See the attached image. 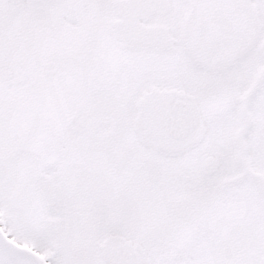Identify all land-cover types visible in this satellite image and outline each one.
<instances>
[{
    "label": "snow or ice",
    "instance_id": "obj_1",
    "mask_svg": "<svg viewBox=\"0 0 264 264\" xmlns=\"http://www.w3.org/2000/svg\"><path fill=\"white\" fill-rule=\"evenodd\" d=\"M0 264H264V0H0Z\"/></svg>",
    "mask_w": 264,
    "mask_h": 264
}]
</instances>
